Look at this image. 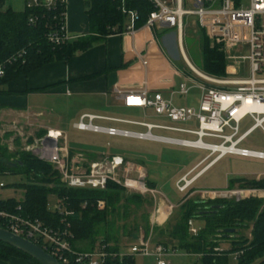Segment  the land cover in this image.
I'll use <instances>...</instances> for the list:
<instances>
[{
  "label": "built area",
  "instance_id": "built-area-1",
  "mask_svg": "<svg viewBox=\"0 0 264 264\" xmlns=\"http://www.w3.org/2000/svg\"><path fill=\"white\" fill-rule=\"evenodd\" d=\"M156 10L150 13L147 22L142 27L156 29L157 26L176 28L181 36L188 16H194L205 34L217 43L223 50L228 69L222 77L212 76L194 69L197 86L200 89V103L197 108L177 106L173 102L175 95H187L191 87L181 83L171 92L170 98H165L160 92H150L148 88L141 90H124L115 88V94L123 99L125 106L151 108L161 116H166L173 122H188L197 120V129L178 128L147 122L130 121L118 118H104L113 121H122L143 126L145 132L123 130L115 127H104L94 123L98 117L84 115L75 127L82 131L102 132L109 135L130 136L140 139L181 144L188 147L208 150L209 154L204 161L215 155L205 167H209L217 160L228 154L243 157L264 159V151L240 147V144L258 127L264 123V0H150ZM186 1L193 4L186 7ZM68 0H24L26 9L42 10L43 15L31 13L29 23L36 25L44 22L46 26V39L53 46H60L77 39L80 35L72 34L67 24ZM123 11L128 14L129 22L125 31L134 35L141 27H137L139 14L137 11ZM49 12L51 14H49ZM48 14V16H47ZM182 41L180 37V42ZM249 46L250 76L243 78L236 72L234 66H240L237 57L232 54L234 48ZM25 51H19L0 64V76L5 75L6 66L20 58H24ZM146 65V59H142ZM247 116L254 119V124L243 133H240V123ZM103 118V117H102ZM166 129L195 135V139H178L154 134L152 130ZM228 131V132H227ZM63 134L59 132L44 135L27 144L29 152L40 159L51 162L60 173L61 182L72 188H90L105 190L109 182L122 185L128 193H138L142 196L152 195L158 197V190L149 185L146 173L140 168L134 170L121 155L103 156L96 160H89L86 155L72 153L61 143ZM208 141H207V140ZM211 140H220L219 143ZM189 174L177 182V189L184 192L193 180L188 179ZM1 186H5L1 184ZM246 194L245 190H225L224 197ZM161 195V194H159ZM240 199L239 197L237 198ZM54 204L49 209L58 211L63 216L73 215L74 209H69L64 200L55 195ZM99 210H104L107 203L99 199L95 203ZM167 210L160 206L154 209V221L160 220L159 212L165 211L167 219L176 205L167 202ZM87 206V201L83 207ZM17 209H21L18 206ZM65 222V219L62 220ZM190 230L197 233L199 228L190 221ZM71 223L65 226L50 227L39 219L13 213L0 209V227L17 235L27 238L49 252L61 264H102L109 256L142 255L153 257L157 264H168L166 256L175 254L177 250H170L163 243L154 242L152 237L140 233L136 243L130 244L125 251L118 253L108 252L107 244L97 243L91 250H78L73 244L74 233L70 229ZM241 252L234 253L237 258Z\"/></svg>",
  "mask_w": 264,
  "mask_h": 264
},
{
  "label": "trees",
  "instance_id": "trees-1",
  "mask_svg": "<svg viewBox=\"0 0 264 264\" xmlns=\"http://www.w3.org/2000/svg\"><path fill=\"white\" fill-rule=\"evenodd\" d=\"M84 1L89 19V33L60 46H53L46 39L47 30L44 22L36 25L29 23L31 13L41 16L44 14L42 10L32 11L26 9L25 5L23 10L11 6L2 9L4 3L0 0V64L19 51L26 52L24 58L6 66L5 75L0 76V93L7 91L4 90V85L22 74H28L54 60L68 61L75 53L92 47L98 40L124 32L129 17L123 11V7L138 12L137 27H142L150 13L156 10L150 0ZM203 35L205 73L218 77L225 76L226 57L223 50L218 44H213L214 42L212 43L204 32ZM39 135L44 136L45 132L42 131ZM17 143L19 144V141ZM4 173L26 176L27 180L13 184L14 187L25 190L24 199H0V209L39 219L50 227H64L65 222H70V229L75 235L73 244L76 246L80 242L85 243L81 248L76 246L78 250H91L99 242L107 244L108 252L112 253L127 248V245L121 244L119 238L122 233H127L126 225L118 223L122 209L125 211V215L122 216L125 217L126 210L131 204H135L139 210L144 203L153 201L152 198H145L138 193H128L122 185L115 182H109L105 190L67 187L61 182L60 173L51 162L40 159L29 151L18 149L10 152L8 146L2 144L0 137V174ZM237 182L240 187H264V180L237 178L232 181L233 184ZM148 183L154 186L151 182ZM52 194L63 199L67 207L74 209L75 213L65 217L58 211H51L48 204ZM99 199L106 201V209L99 210L96 207L95 203ZM86 201L87 206L83 207ZM263 205L264 201L257 198L201 200L196 197H185L177 207L175 219L172 220L173 212L163 226H154L151 232L157 237L155 242L166 246L169 244L163 239L170 236L174 240L171 246L173 249H182L190 255L198 256L202 264H228L229 255L241 251L236 258L239 264H264ZM18 206H21V209H17ZM149 217V214L144 215L145 224L142 229L145 234L151 233ZM63 219L65 222H62ZM190 221L202 223L197 226L199 228L197 233L191 232ZM251 222H253L251 240L244 235L239 238L218 236L227 228H236L237 233L240 228H247ZM226 240H230L231 247L222 249L220 245ZM14 256L40 264L21 250L0 241V259L7 260ZM102 264H136V259L132 255L117 254L109 256Z\"/></svg>",
  "mask_w": 264,
  "mask_h": 264
},
{
  "label": "crops",
  "instance_id": "crops-1",
  "mask_svg": "<svg viewBox=\"0 0 264 264\" xmlns=\"http://www.w3.org/2000/svg\"><path fill=\"white\" fill-rule=\"evenodd\" d=\"M2 3H4L2 9L10 6L12 7V5H8L7 7H5L4 0L2 1ZM23 8L24 0L22 2V7L17 10H23ZM67 24L68 29L72 34L86 35L89 33V19L88 15L86 14V3L84 0H68ZM165 29H167V27L164 26H157V31L152 28L141 27L134 35L130 34L127 31H124L120 34L108 35L98 40L92 47L75 53L68 61L54 60L32 70L28 74H22L17 78L11 80L9 83L3 86L4 90L7 91L0 93V130H2V128L5 126H9L10 128H16L18 133H22L24 129L29 130V132L31 133L36 132L37 135L42 131L45 132V135L49 132H59L64 135L63 138H61V140H63L61 141V143L68 149L69 147L67 145L66 134L69 128L81 132L101 133L109 137L117 136L126 139L145 140L152 143H164L176 145L179 147H188L181 144H174L151 139H140L136 137L121 135H109L102 132L82 131L75 127V124L79 122L81 117L84 115L97 116L98 118L94 120V123L95 121L127 123L122 121L104 119H123L115 117L113 114L118 111L120 112V107H128L125 106L123 99H119L116 96L114 91L115 88L136 91L146 87L150 92H160L165 98L168 99L170 98L171 92L173 90L177 89L181 83H186L191 87V91H193L194 89L198 90L197 103H190L188 98V96L191 94L190 91L189 94L185 96L178 94L175 95L173 97L174 104L177 106L194 108H197L199 106L200 89L198 88L196 81L198 79L200 80V78H198L194 72V69H198L189 61L185 54L183 35L181 34L180 36L177 32V46L179 51L183 53V57L186 60V63H188V65L193 69L194 74L186 70L185 66L180 67L179 65H176L172 60L173 57L179 59V56L177 54L175 40L173 39L172 35L167 36L166 33H164ZM180 37L182 39L181 42ZM171 38L172 41L170 40ZM142 59H146L148 63L146 65H143L141 62ZM234 68L236 72L238 71L239 76H241V65H236L234 66ZM226 69H228L227 60ZM147 116L152 119L151 122H147L151 124H159L156 122H159L160 120H162L161 122L170 120L166 116L158 115L155 112L149 113L147 114ZM174 123L196 125V128L187 129L198 128L197 120ZM95 124L104 127H115L123 130L135 131L131 128L103 125L99 123ZM174 127L186 128L182 126ZM9 131L10 132L5 131V133H7L5 137L0 136L2 140L6 139V137H12V133L15 132H11L12 129H10ZM139 131L145 132L141 130ZM161 136L183 139L179 136ZM17 141H20L19 138L12 139V143L13 145H15V150L13 151H16L19 147L20 150H23V145L21 146V144H18ZM70 151L72 153H75L73 150ZM124 154L127 155H119L123 156L126 162L131 165V167L140 168L144 173H146V180L150 182V173L145 165L142 162L128 160L125 157L134 155V153L126 151V153ZM90 155L88 154L87 156L90 157ZM95 156L97 157L98 155ZM103 156L104 155H102L101 157ZM226 156L227 155L223 156L215 163L211 164L209 167L205 166L211 159L208 161H204V159L207 157L206 156L192 165L190 168H178V170L174 173V176L180 174V176H178L176 179V184L183 176L187 174H189V176H194L193 183L190 185L192 188H190L187 198L196 197L200 198L201 200H207L202 197L201 193H208L210 190L217 191V189H206L205 187H198L195 186V184L202 176L205 175L206 172L212 169ZM257 176H264V174H259ZM237 183L233 184L232 182H230L229 185L223 189L237 190ZM153 187L155 188V186ZM15 190L19 191L20 189ZM13 197L18 198L19 196L15 194L5 197L0 194V199H8ZM50 197L55 198V195L52 194L50 195ZM182 200L178 202L176 207L180 205ZM167 202L169 201L164 199L162 196H158L155 199V208L157 206H160L161 208H163V210H167ZM170 216L171 215H169L167 219H160L159 221L155 222L152 213V215L149 217L151 231L154 226H163L168 221ZM194 224L195 226L200 225V223L195 222ZM150 234L151 237L154 236L152 232ZM139 236L140 235L136 237V240L133 243H136L138 241ZM84 245L85 243L80 242L76 246L81 248ZM220 247L222 248L221 245ZM127 248L123 250L125 251ZM0 264L34 263L27 259L14 256L7 260L0 259Z\"/></svg>",
  "mask_w": 264,
  "mask_h": 264
},
{
  "label": "rangeland",
  "instance_id": "rangeland-1",
  "mask_svg": "<svg viewBox=\"0 0 264 264\" xmlns=\"http://www.w3.org/2000/svg\"><path fill=\"white\" fill-rule=\"evenodd\" d=\"M3 1V0H2ZM245 4H247V0H242ZM5 7L8 5H12L14 9H20L22 7L23 0H4ZM186 7L192 8L193 4L191 2L186 1ZM194 16H188L185 21L184 28L182 30L183 40H184V49L185 54L189 61L200 71L205 72L203 68L204 57L202 45L204 41V30L199 26L198 22L195 20ZM164 33L167 36L173 37L176 43L177 54L179 59L172 58L176 65L185 66V69L190 73L194 74L193 69L186 63V60L183 57V53L179 51L177 46V30L176 28H167ZM205 33V32H204ZM165 35V36H166ZM210 39V38H209ZM172 41V38L170 39ZM213 43V42H212ZM211 43V44H212ZM217 44V43H213ZM180 45V44H179ZM219 45V44H218ZM221 46V45H219ZM232 54L236 56L237 62L241 65V76L243 78H248L250 76V60L247 57L250 55L249 46L234 48ZM190 103H197L198 100V90L194 89L191 91V94L188 96ZM120 112H116L113 114L115 117L130 119L132 121L138 122H151L152 119L147 116L149 113H154L151 108H141V107H120ZM147 113V114H146ZM157 121L161 125H174V126H182L186 128H196L194 124H180L174 123L170 120H165L163 122ZM254 119L251 116H247L240 123V133H243L248 128H250L254 124ZM95 123L103 124V125H113L116 127L123 128H131L135 131H146L147 129L143 126H138L134 124H127L121 122H111V121H95ZM1 129V128H0ZM12 129V137H6V139L2 140V144L7 145L9 151L12 152L15 150V145L12 143V139L19 138V143L23 147L24 151H28L26 146L27 144H32L35 139L41 138L43 136L37 135L35 133L29 132V130L22 131V133H18L16 128H10L9 126H5L0 130V136L5 137L9 130ZM154 134L161 135H170V136H179L183 139H195V135L188 133H178L174 131H168L163 129H154ZM228 132V131H227ZM67 145L70 150H73L75 153H81L86 155V158L89 160H94L100 158L102 155L111 156V155H127L124 154L126 151L134 153L131 156H125L128 160L139 161L142 162L145 167L148 169L150 173V182L155 186L158 190L159 197H163L168 200L171 204L177 205L179 201H181L184 197L189 195V190L192 188L190 185L184 192H180L177 189L176 179L179 175L174 176V173L178 170V168L186 167L190 168L192 165L197 163L202 158L206 157L209 154L208 150L204 149H195L189 147H179L171 144L164 143H152L145 140H134V139H126L123 137H109L107 135L101 133H92V132H81L76 131L75 129L69 128L67 130ZM12 138V139H10ZM7 140V141H6ZM9 140V141H8ZM207 140V139H206ZM63 141V140H61ZM208 141V140H207ZM212 142L219 143L220 140H211ZM240 147L249 148L254 150L264 151V123L262 127L256 128L247 139L240 144ZM20 149V147L18 148ZM17 149V150H18ZM22 149V148H21ZM71 152V151H70ZM98 155L95 158L88 157L87 155ZM213 155L211 158H213ZM39 158V157H38ZM210 158V159H211ZM209 159V160H210ZM208 161V160H207ZM163 163V164H162ZM55 168V167H54ZM134 170L136 167H133ZM182 174V173H181ZM259 174H264V159L254 158V157H243L234 154H228L222 161H220L217 165H215L212 169L205 173L195 186L205 187L206 189H217L210 190L208 193H201L204 199L210 198H226L224 197L223 188L227 187L230 182L237 178H246L248 180L254 179L256 181L264 180V176H257ZM188 179L194 180V176H188ZM26 176H22L19 174L12 173H4L0 174V194L8 197L11 195L19 196L18 200L24 199L25 190L23 188H16L13 186L14 183L25 181ZM1 184L5 186H1ZM194 186V187H195ZM236 188L245 190L246 194H241L239 196L227 197L229 199H237L238 197L241 199L245 198H257L264 201V187H240L237 183ZM15 189H20L19 191ZM221 189V190H220ZM223 189V190H222ZM237 189V190H238ZM17 192V193H16ZM145 198H152V203H144L139 210H137L135 204H131L130 207L126 210L127 215H125L124 208L122 209V215L118 223L120 225H126V232L120 235V242L122 245H129L135 242L136 237L140 235V233L144 232L142 229L144 223V215L149 214L152 215L156 203L155 199L152 195H145ZM14 198V197H13ZM51 206L54 204V197H50ZM238 200V199H237ZM128 204V203H127ZM264 208V205H263ZM174 214L172 220L175 219V216L178 212V208L176 207L173 210ZM172 215V214H171ZM202 224L201 222H196ZM252 225L253 222L249 224V226L245 229H239L234 236L237 237L244 235L245 238L249 240L252 239ZM137 227V229H135ZM151 232V230H150ZM222 233L219 234V237H223ZM145 233V232H144ZM150 235V234H145ZM156 237V236H155ZM155 237H152V245L154 244ZM157 238V237H156ZM163 241L169 244L170 250L171 246L174 243V240L170 236H166ZM223 249H229L231 247L230 240L223 241L221 243ZM136 264H157L156 260L153 257H145L142 255H136ZM168 264H202L201 259L196 255H190L186 253L182 249H178L175 254H171L164 258ZM228 264H239V261L235 258L233 254H230L228 257Z\"/></svg>",
  "mask_w": 264,
  "mask_h": 264
},
{
  "label": "water",
  "instance_id": "water-1",
  "mask_svg": "<svg viewBox=\"0 0 264 264\" xmlns=\"http://www.w3.org/2000/svg\"><path fill=\"white\" fill-rule=\"evenodd\" d=\"M5 161L9 162L7 159H5ZM223 232V237L228 238L235 235L236 228H227L224 229ZM0 241L18 250H21L25 254L38 261L40 264H61L55 257H53L49 252H47L35 242L1 227Z\"/></svg>",
  "mask_w": 264,
  "mask_h": 264
},
{
  "label": "bare ground",
  "instance_id": "bare-ground-1",
  "mask_svg": "<svg viewBox=\"0 0 264 264\" xmlns=\"http://www.w3.org/2000/svg\"><path fill=\"white\" fill-rule=\"evenodd\" d=\"M158 214H159L160 219H163L166 216V212L165 211H161Z\"/></svg>",
  "mask_w": 264,
  "mask_h": 264
}]
</instances>
